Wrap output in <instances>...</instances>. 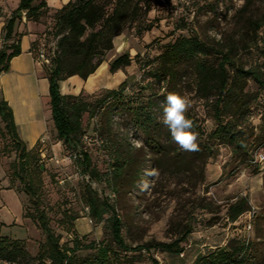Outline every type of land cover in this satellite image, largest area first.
I'll return each mask as SVG.
<instances>
[{
    "label": "rangeland",
    "instance_id": "obj_1",
    "mask_svg": "<svg viewBox=\"0 0 264 264\" xmlns=\"http://www.w3.org/2000/svg\"><path fill=\"white\" fill-rule=\"evenodd\" d=\"M102 1L111 7V0ZM18 2L0 0L4 13L0 18L4 23ZM243 4L244 0H151V10L145 20L146 23L152 21L150 30L139 33L136 23H132L113 38V48L105 54L94 77L85 83L74 75L59 82V90L76 93L83 86L91 89L98 84L103 85L99 88H116L125 80L126 92L132 93L138 84L151 80L143 74L138 60L133 58L130 65L115 72L109 71L110 61L122 52H128L131 57L137 54L143 60L151 59L162 51L164 43L179 35H189L192 29L203 41L215 46H238L231 53L236 64L244 69L258 67L264 71V0H254L247 9L241 10ZM249 17L258 18L262 25L255 34L250 31L246 36L245 25ZM49 20L47 15L46 23ZM21 36L26 38L24 33ZM243 43L246 44L244 47ZM10 44L12 40H6L0 48ZM39 65L46 70L45 65ZM10 68L9 62L8 70ZM152 87L159 93L166 91L156 83ZM47 91L45 79L32 85L26 75L13 72L8 98L4 78H0V98L12 110L17 136L27 150L34 147L32 153L39 158H42L41 152L46 155L41 164L31 160L28 170L20 172V151L0 117L1 237L21 240L31 255H35L45 241L44 231L31 216L35 212L31 197L23 188L21 176L27 173L25 177L35 186L42 201L40 208L45 211L55 233L61 236L60 242L72 246L75 236L81 241L82 247L75 251L78 261L93 258L97 247L105 245L109 249L110 264H151L152 257L160 264H208L203 258L211 251L233 252L241 264H264V164L255 161L256 153L264 154V90L254 80L248 78L244 84V92L249 97L246 113L237 120L221 114L223 121L237 122L243 149L212 136L217 125L213 109L195 95L191 74L177 83L173 91L191 100L186 115L194 119L193 130L199 133V151H183L173 140L171 147L166 148L167 140L163 136L158 142L146 141L139 130L115 114L114 132L132 155L142 159L136 171L138 174L130 172L123 179L125 186L119 193L104 182L83 175L74 159L64 157L68 155L67 150L56 138L45 105L49 100ZM96 123V117L90 121L84 117L85 132L77 150H87L92 164L99 171H105L109 168L110 158L106 145L94 130ZM27 124L32 135L46 136L44 146L19 136L20 132L26 131ZM51 155H56L59 161L49 159ZM60 179L65 180L60 182ZM88 185L114 206L122 221L124 242L131 247L140 245L141 249L118 247L106 221H89L85 203ZM240 199H243L245 209L233 219L231 207ZM74 217L77 218L73 220ZM183 235L185 239L179 242L183 248L180 252H168L157 246ZM0 264L15 263L0 261Z\"/></svg>",
    "mask_w": 264,
    "mask_h": 264
},
{
    "label": "trees",
    "instance_id": "obj_2",
    "mask_svg": "<svg viewBox=\"0 0 264 264\" xmlns=\"http://www.w3.org/2000/svg\"><path fill=\"white\" fill-rule=\"evenodd\" d=\"M253 1L244 0L241 10L247 9ZM110 2L111 7H107L102 0H68L60 8L52 9L46 0H19L16 8L5 19L2 29L3 44L9 39L12 44L0 48V72L8 70L10 59L20 53L19 34L15 33V27L21 20V11H26L27 20L44 24L39 36L32 41L31 48L34 49L41 38L48 52L54 47L50 62L45 65L46 70L42 68L49 83L47 110L54 125L56 138L62 142L67 154L73 156L72 159L78 164L80 172L94 181L104 182L108 188L118 193L125 186L123 179L128 177L130 172L138 174L136 171L139 170L142 159L132 155L114 132L115 114L139 130L146 141L158 142L163 136L167 140L165 147H171L172 138L169 131L160 122V104L167 92L173 91L175 85L188 74L193 75L195 95L208 102L213 109L217 125L211 133L212 136L221 137L234 144L235 148L243 149L244 142L239 134L241 130L236 129L237 122L223 121L221 114H228L234 120L243 116L249 100L244 92L245 81L251 78L264 90V71L258 67L244 69L236 64L231 56L238 46H215L203 41L193 29L189 35H179L173 41L164 43L162 51L151 59L143 60L137 54L131 57L128 52H122L110 61L109 71L115 72L130 65L133 58L138 60L143 74L151 80L138 84L136 91L132 93L126 92L125 80L116 88L101 87L93 92L81 89L77 93H62L59 90V82L70 76L78 75L86 80L93 74L104 61L105 54L113 48V38L126 27L136 23L139 33L153 27L151 20L147 23L145 21L151 10V0ZM3 15L0 5V17ZM47 15L50 16L49 23L45 21ZM258 20L249 17L245 25L246 36L250 31L254 34L258 31L262 25ZM245 45L242 44L243 47ZM153 83L166 91H154ZM0 117L20 151V172L28 170L31 160H35V163L40 161L41 164L43 158L32 153L34 147L27 150L24 142L17 136L12 110L3 98H0ZM84 117L87 121L97 118L94 130L106 145L110 158L109 168L105 171H99L92 164L87 150H77L85 132ZM25 175L21 176L23 188L35 207L31 216L44 231L45 241L39 251L31 255L21 240L0 236V261L15 264H110L109 249L105 245H99L96 255L91 259H76L75 251L82 247L81 241L75 236L72 246L60 242L61 236L55 233L48 223L45 211L40 208L42 201L35 186ZM86 191L85 203L90 218L96 223L106 221L112 240L118 247L124 250L141 249L140 245L131 247L124 242L121 234L122 221L109 199L100 198L89 185ZM242 204L243 199H240L232 205L231 218L234 219L245 209ZM184 239L185 235L170 243H158L157 246L168 252H180L183 248L179 246V242ZM234 255L233 252L221 254L211 251L205 254L203 259L208 264H241V260H237L238 257ZM151 264L160 262L152 257Z\"/></svg>",
    "mask_w": 264,
    "mask_h": 264
},
{
    "label": "crops",
    "instance_id": "obj_3",
    "mask_svg": "<svg viewBox=\"0 0 264 264\" xmlns=\"http://www.w3.org/2000/svg\"><path fill=\"white\" fill-rule=\"evenodd\" d=\"M67 1L68 0H46L47 5L49 7H51L52 9L53 8L54 9L60 8ZM2 19L0 18V46L3 43L2 27H3L4 21ZM43 28H44L43 23H41V22L36 23V22L30 21V20H26V17L24 19L21 17V20L16 24L15 31L19 34L20 53L11 58L10 70L6 71L5 74L0 73V78H2V79L4 78V83L6 84L5 95L8 98H9L8 89H9V85L11 84V74L13 72H17V74L20 76L26 75V77L28 78V80L30 81V83L32 85L38 84V82L41 78L45 79L47 81V84H48L47 96L49 98V95H48L49 94L48 79L44 76L42 67L38 63H36L32 53H31L32 41L37 36V33L41 32L43 30ZM23 33L25 34L26 38L21 36ZM96 72H97V70L93 74H91L84 82L86 83L90 78L94 77L96 75ZM73 76L68 77L64 81L71 79ZM85 83H83V85H85ZM98 85L103 86L101 84H98ZM95 86H93V88H91V89L85 88V86H83L81 89H84L87 92H93L99 88V86L98 87H95ZM62 93H72V92H62ZM45 105H47V104L45 103ZM42 108H43V111H45V109L47 108V106L45 108L44 102H43ZM28 126H29V124L26 125V131H23L22 134L20 132L19 136L22 139H26V140H27V138H30L31 143L36 144L38 142V140L40 139L38 137V133L35 135H32V131L29 133V131H28L29 129L27 128ZM58 148H59L58 150L60 151L61 150L60 147H58Z\"/></svg>",
    "mask_w": 264,
    "mask_h": 264
},
{
    "label": "clouds",
    "instance_id": "obj_4",
    "mask_svg": "<svg viewBox=\"0 0 264 264\" xmlns=\"http://www.w3.org/2000/svg\"><path fill=\"white\" fill-rule=\"evenodd\" d=\"M162 118L160 122L168 129L172 140L183 150L199 151L197 143L199 133L194 131V123L186 115L191 100L175 91H168L161 102Z\"/></svg>",
    "mask_w": 264,
    "mask_h": 264
},
{
    "label": "built area",
    "instance_id": "obj_5",
    "mask_svg": "<svg viewBox=\"0 0 264 264\" xmlns=\"http://www.w3.org/2000/svg\"><path fill=\"white\" fill-rule=\"evenodd\" d=\"M25 16H26V11L25 10H22L21 11V17L24 19ZM31 53H32V55H33L34 60L36 61V63L41 64V65H46V64H48L50 62L51 56L54 53V47L51 49L50 52H48L44 40L41 39L39 41L38 45H37V49L36 50L35 49H32L31 50ZM45 137L46 136H43V137H41L38 140V142H40L41 144H43V146L45 145L44 143L46 142V138ZM40 150H42V148ZM41 155H42V158L43 159L46 157V155L43 152H41ZM56 157H57L56 155H51V156H49V159L52 160V159L55 158V160L58 162L59 160ZM64 157L66 159H68V160H71L73 158V156H71L69 154L68 155H65ZM255 161L256 162L258 161L259 163L264 164V154H262L261 152L256 153L255 154ZM59 181L60 182H63L64 179H60ZM89 221L92 222V219L89 218Z\"/></svg>",
    "mask_w": 264,
    "mask_h": 264
}]
</instances>
